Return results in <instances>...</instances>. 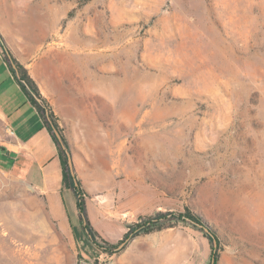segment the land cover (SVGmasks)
<instances>
[{
    "label": "rangeland",
    "instance_id": "374dc122",
    "mask_svg": "<svg viewBox=\"0 0 264 264\" xmlns=\"http://www.w3.org/2000/svg\"><path fill=\"white\" fill-rule=\"evenodd\" d=\"M3 46L28 66L85 210L118 218L86 230L76 264H128L153 234L137 224L161 216L204 240L190 253L206 264L211 237L191 222L217 264H264V0H0ZM43 205L0 172V264L29 263L14 217Z\"/></svg>",
    "mask_w": 264,
    "mask_h": 264
},
{
    "label": "crops",
    "instance_id": "0c3cea01",
    "mask_svg": "<svg viewBox=\"0 0 264 264\" xmlns=\"http://www.w3.org/2000/svg\"><path fill=\"white\" fill-rule=\"evenodd\" d=\"M6 58L3 46L0 48V172L25 182L35 196L44 200L43 207H27L31 210L15 215V224L22 225V230L15 235L14 243L22 254L29 253L28 264H76V247L89 249V237L80 222L82 215L72 192L61 187L57 149L50 133L36 108L26 99ZM20 64L29 74L28 66ZM86 212L87 208L85 216L90 228L102 237V230L112 229L118 219L103 203L97 204L94 210L88 206L89 217ZM31 223L40 227L33 229ZM152 233H148L149 238H138L122 262L206 264L205 255L190 253L196 241L205 247L204 240L188 230L168 228Z\"/></svg>",
    "mask_w": 264,
    "mask_h": 264
},
{
    "label": "trees",
    "instance_id": "16d2710c",
    "mask_svg": "<svg viewBox=\"0 0 264 264\" xmlns=\"http://www.w3.org/2000/svg\"><path fill=\"white\" fill-rule=\"evenodd\" d=\"M6 61L8 62L7 58H6ZM13 62L15 63V65H16V67L18 69L19 78L16 77L14 70L11 69V72H12L13 76L16 78V81L19 84V86H20L22 92L24 93L26 99L28 100V102L30 104H32L36 108L40 118L42 119V122H43L44 126L47 128V130L50 133V136L52 138V141L54 142V144L56 146L57 157H58V160H59L60 170H61V187H62V189H66V190H69V191L72 192V194L76 198V207H77L80 215H83V214H85V209H84V191L82 189V186H81L80 182L77 179H76L77 185H74L73 177L70 175L69 168H68V165H67L66 156L64 154V151L61 149L59 143L57 142V140L55 139V137H54V135L52 133L51 126H50L49 122L47 121L44 109L34 100V98L31 95V93H34L36 96L41 98V96L39 94V91H38V88H37L36 84L34 83V81L29 77V75L27 74L26 70L19 63H17L14 59H13ZM49 118L51 120H53V116H52V114L50 112H49ZM53 126L55 127L54 124H53ZM62 142L64 143L65 147L67 148V145H66V143L64 142L63 139H62ZM185 218H188L191 221H195L196 223H199V221L196 218H194L193 216H191L188 213H186V216H185V214L184 215H182V214L179 215L177 219L179 221L185 222ZM84 221L85 220H83V218L80 217V222L82 224V228L85 229V230H89V233L92 232L95 235L94 231L90 228L89 223L88 222H84ZM166 221H168L166 216H161L157 220L156 223L152 222V221H147V222H144L141 225L137 224V229L138 230H137V232L133 233V235L135 236V235H138L139 233L148 234V233H152L154 231H160L162 229H165V228H168V227H172V225H170V224H165ZM87 235H89V234H87ZM205 236L209 239L208 235H205ZM131 237H132V234H129V231L126 232L124 234L122 240L119 241V244L122 243L123 241L131 238ZM117 244L116 245H111L112 248H115L117 246ZM215 251H216L215 248H213V246H211L210 261L209 262H211V260H212L213 261L212 264H217V261H218L217 254H216Z\"/></svg>",
    "mask_w": 264,
    "mask_h": 264
},
{
    "label": "water",
    "instance_id": "95a60500",
    "mask_svg": "<svg viewBox=\"0 0 264 264\" xmlns=\"http://www.w3.org/2000/svg\"><path fill=\"white\" fill-rule=\"evenodd\" d=\"M7 58L12 66V69L14 70L15 72V75L17 78H19V75H18V69L15 65V63L13 62V60L11 59V57L9 56V54L7 53ZM24 83V82H23ZM32 97L34 98V100L44 109V112H45V115H46V118H47V121L49 122L50 126H51V130H52V133L55 137V139L57 140V142L59 143L61 149L64 151V154L66 156V160H67V165H68V168H69V172H70V175L73 177V183L74 185H77L76 183V178H75V173H74V168H73V162H72V158H71V155H70V152L69 150L65 147L64 143L62 142V139H61V136L59 134V132L57 131V129L53 126L50 118H49V112L43 102V100L36 96L34 93H31ZM83 218V217H82ZM83 220H85L83 218ZM85 222V221H84ZM193 225L197 226L198 228H201L208 236L211 237V242H212V246L213 248L216 247V241L214 240V238L212 237V234L210 233V231L208 230V228H203L201 225L199 224H195L193 222H191ZM120 247V246H119ZM212 260L210 262V264H212Z\"/></svg>",
    "mask_w": 264,
    "mask_h": 264
}]
</instances>
